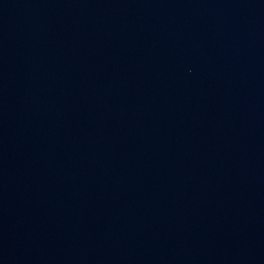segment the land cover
<instances>
[{
	"label": "water",
	"instance_id": "1",
	"mask_svg": "<svg viewBox=\"0 0 264 264\" xmlns=\"http://www.w3.org/2000/svg\"><path fill=\"white\" fill-rule=\"evenodd\" d=\"M0 264H264V0H0Z\"/></svg>",
	"mask_w": 264,
	"mask_h": 264
}]
</instances>
